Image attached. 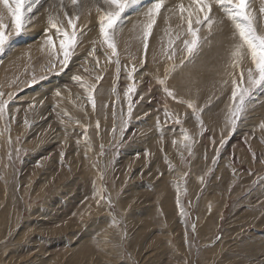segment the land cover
Listing matches in <instances>:
<instances>
[{
    "label": "rangeland",
    "instance_id": "374dc122",
    "mask_svg": "<svg viewBox=\"0 0 264 264\" xmlns=\"http://www.w3.org/2000/svg\"><path fill=\"white\" fill-rule=\"evenodd\" d=\"M31 1L19 35L0 3L11 34L0 52V264H264V86L232 124V79L243 73L247 87L254 64L246 47L235 55L228 6L213 3L189 58L194 0H161L147 49L137 8L155 0H137L115 55L99 31L103 0ZM249 4L264 35V0ZM50 16L68 33L79 17L66 64Z\"/></svg>",
    "mask_w": 264,
    "mask_h": 264
},
{
    "label": "snow or ice",
    "instance_id": "6c2138e0",
    "mask_svg": "<svg viewBox=\"0 0 264 264\" xmlns=\"http://www.w3.org/2000/svg\"><path fill=\"white\" fill-rule=\"evenodd\" d=\"M104 4L110 9L109 11H103V9L97 7V12L102 13L100 20L98 22L100 35L103 38V42L107 44L108 48L112 50L113 55L116 54V44L114 42L115 30L119 26V23L122 19L123 14L131 7L135 6L137 0H103ZM7 11L11 14L12 26L15 29V34L19 35L24 28L26 27V14H25V4L27 0H0ZM72 5L77 6V0H71ZM196 10L195 12L188 10L187 18V32L190 34L191 39L184 40L185 50L189 58L195 56L199 47L201 45V38L199 37V27L200 25L207 23L209 30L213 24V19L211 16L213 3L217 4L220 7L227 5V15L228 18L232 21H235V29L237 30L238 37L241 41L237 45V51L235 55H240L241 49L244 47L247 48L251 56V61L254 64V70L248 69L247 71V87H241V83L244 80V74H240V82L235 78L232 79V99L234 104V109L232 110L233 119L230 121L232 124H235L236 119H238L241 113L245 110V105L248 97L251 96L252 91L260 86H264V35L258 34L257 28L255 25L256 17L250 10L249 0H194ZM163 4L161 0H155L152 3V6L147 10L146 16L148 17V23L145 25L143 30V41L145 49L148 48V39L151 34V29L155 23L157 15L160 13ZM180 11L183 13L186 9L183 5H180ZM28 12H31L32 9L29 7ZM260 13L264 15V7L260 10ZM203 13L202 19L199 14ZM193 15H196L194 21L197 27L193 26ZM67 16V13H65ZM183 18V17H182ZM79 19L78 16L68 19V24L73 29L71 33L67 31H62L61 28L57 26V23L53 21V18L49 17V24L52 29H55L59 36L62 38L59 40V46L62 50V63H67L74 51V47L78 43L77 40V24L74 22ZM5 25L0 22V52L4 51L9 40L11 39V34L5 33ZM83 32L81 30L80 35ZM47 35V34H46ZM46 43L48 45L53 44V38L51 35H47ZM89 52V56L94 54ZM56 55L55 51L52 53ZM237 65H233L236 67ZM136 71V68L133 67L132 71L129 72L128 78L133 77V73ZM76 79H79L78 77ZM161 84L164 81H160ZM135 84L128 85V93L135 92ZM166 93L169 96H172L175 99L174 94L165 88ZM59 95V93H57ZM3 96V93H0V97ZM89 101L92 102L93 108L95 107V100L93 98L91 90L89 91L88 96ZM7 101L0 99V116H2L7 107ZM192 105L189 104V107ZM131 113V105L128 109ZM97 127L99 124L97 123ZM264 128V124L261 125Z\"/></svg>",
    "mask_w": 264,
    "mask_h": 264
},
{
    "label": "bare ground",
    "instance_id": "6f19581e",
    "mask_svg": "<svg viewBox=\"0 0 264 264\" xmlns=\"http://www.w3.org/2000/svg\"><path fill=\"white\" fill-rule=\"evenodd\" d=\"M27 1H28V0H27ZM32 1H36V0H32ZM32 1H31V2H32ZM53 1H54V0H53ZM53 1H51V2H53ZM64 1H65V0H64ZM173 1H174V0H173ZM185 1H186V0H185ZM65 2H66V1H65ZM65 2H64V3H65ZM67 2H68V1H67ZM80 2H81V1H80ZM90 2H91V1H90ZM90 2H89V3H90ZM95 2H96V1H95ZM95 2H94V3H95ZM179 2H180V1H179ZM78 3H79V2H78ZM84 3H85V2H84ZM87 3H88V2H87ZM94 3H93V4H94ZM102 3H103V2H102ZM177 3H178V2H177ZM56 4H57V3H56ZM97 4H98V3H97ZM82 5H83V4H82ZM166 5H167V4H166ZM3 6H4V5H3ZM70 6H71V5H70ZM78 6H79V5H78ZM144 6H145V5H144ZM144 6L141 7V8H140V7L137 8V10L139 11V13H146V12H147V10H148L149 8H146V7H144ZM176 6H177V5H176ZM252 6H253V5H252ZM256 6H257V5H256ZM256 6H255V7H256ZM76 7H77V6H76ZM82 7H83V6H82ZM87 7H88V6H87ZM171 7H172V6H171ZM167 8H168V6H167ZM189 8H190V7L187 5V9H189ZM34 9H35V8H34ZM73 9H74V8H73ZM80 9H81V6H80ZM171 9H172V8H170L169 15H171V16L174 18V14L171 12ZM57 10H59V9H57ZM75 10H76V9H75ZM82 10H83V9H82ZM82 10H81V11H82ZM137 10H136V12H138ZM176 10H178V8H177ZM54 11H55V10H54ZM35 12H36V11H35ZM52 12H53V10H52ZM66 12H67V11H66ZM173 12H175V10H174ZM55 13H56V11H55ZM55 13H54V14H55ZM131 19H132V18H131ZM131 19H130V20H131ZM175 19H176V18H175ZM222 19H223V18H222ZM29 20H30V19H29ZM260 21H261V20H260ZM140 22H141V21L139 20L138 23H140ZM222 22H225L224 19H223ZM132 23H133V22H132ZM44 24H45V23H44ZM225 24H226V23H220V26L224 27ZM41 26H43V25H41ZM43 27H44V26H43ZM222 27H220V28H222ZM225 27H226V26H225ZM37 28H38V27H37ZM130 28H131V27H130ZM42 29H44V28H42ZM133 29H134V28H132V31H133ZM136 29L138 30L139 27H136ZM44 30H45V29H44ZM227 30H228V29H227ZM136 32H137V31H136ZM29 33H30V32H29ZM125 33H126V32H125ZM44 34H45V33H44ZM129 35H130V34H129ZM218 39H219V41H220V36H218ZM66 78H67V77H66ZM154 119H155V118H154Z\"/></svg>",
    "mask_w": 264,
    "mask_h": 264
}]
</instances>
